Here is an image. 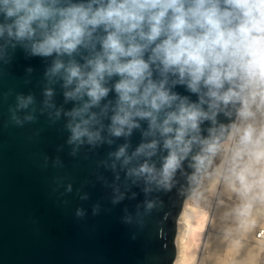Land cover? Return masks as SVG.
I'll use <instances>...</instances> for the list:
<instances>
[{"label": "water", "instance_id": "1", "mask_svg": "<svg viewBox=\"0 0 264 264\" xmlns=\"http://www.w3.org/2000/svg\"><path fill=\"white\" fill-rule=\"evenodd\" d=\"M88 2L60 0L63 5ZM103 34L98 29L95 35ZM93 54L81 47L72 59L84 64ZM57 59L67 65L70 58L32 55L29 42L0 38V264H174L178 218L212 153H202L204 145L194 143L167 189L137 176L132 170L145 162L160 167L167 155L165 138L140 118L130 132L125 127L120 136L112 133L116 75L106 77L108 95L90 110L97 114L92 128L100 138L69 143L72 118L66 113L89 98L66 97L75 83L65 84L63 69L50 71ZM168 87L197 101L186 85L170 80ZM29 97L22 107L20 99ZM239 109L238 103L229 105L214 121H202L199 140L217 146L226 140ZM152 141L157 150L151 157L148 150L136 154ZM121 147L125 155L117 158ZM198 154L207 157L199 172L193 159Z\"/></svg>", "mask_w": 264, "mask_h": 264}, {"label": "clouds", "instance_id": "2", "mask_svg": "<svg viewBox=\"0 0 264 264\" xmlns=\"http://www.w3.org/2000/svg\"><path fill=\"white\" fill-rule=\"evenodd\" d=\"M98 29H103L102 36L95 35ZM5 35L29 42L32 55L70 58L67 65L57 59L50 70L55 74L63 69L65 84L75 83L66 97L89 98L66 113L72 118L69 143L100 138V131L92 128L97 114L90 110L108 95L106 77L119 76L111 131L120 136L127 127L130 132L139 126L136 118L147 119L150 129L159 130L167 150L160 167L145 162L132 171L166 189L194 143L204 145L202 153L216 151L214 140H199L202 121H214L219 111L237 103L241 118L254 115L253 109L264 114V0H89L67 5L60 0H0V38ZM81 47L94 53L84 64L72 59ZM170 80L186 85L197 101L172 92ZM30 102L31 97L20 99L22 107ZM246 142H251L248 131L241 138ZM258 147L262 166L255 183L258 198L264 199V143ZM146 150L151 157L157 141L141 144L136 154ZM124 155L121 147L116 156ZM193 159L199 172L207 157L198 154ZM236 178L246 191L243 172ZM248 210L246 204L240 215Z\"/></svg>", "mask_w": 264, "mask_h": 264}, {"label": "bare ground", "instance_id": "3", "mask_svg": "<svg viewBox=\"0 0 264 264\" xmlns=\"http://www.w3.org/2000/svg\"><path fill=\"white\" fill-rule=\"evenodd\" d=\"M253 111L255 112V116L252 115L254 119H252L253 121L249 120V122L254 129L262 131L260 133H262L264 137V114L255 109H253ZM246 122L248 123V121ZM242 125L239 126L237 124L231 131L229 138L218 148V150L222 151V154L220 161H216L217 166L215 168V173L210 174L209 171H207L201 179L199 189L195 193H192L184 204L177 222V258L174 264H225L227 263L226 260L231 262V264L259 263V249H261V251L264 249V235L262 238H258V234L262 231L260 228L264 227V216L252 210L249 211L250 209L247 215L242 216L240 215V211L237 212V210L233 213L232 219L226 222L225 216L227 212L230 211V208L223 206L225 202L220 203V201L216 200L215 208L211 207L212 205L207 206L206 203L211 200L213 202L214 196L217 193L222 195L241 189L240 181L235 180L236 176H232L233 174H230L229 170H226V172L223 170L227 169L229 163H231L230 167H232L233 162H235L234 158L233 161L231 160V155L236 153L237 139L245 128ZM238 150L239 149H237V151ZM243 174L245 175V173ZM246 176H249V174ZM248 186L247 184V187ZM251 189L252 188H249V190ZM219 191L221 193H219ZM257 192L259 191L257 190ZM220 197L221 196L218 195V198ZM225 204L227 205V203ZM242 205L244 207V203ZM215 231L222 233L232 231L233 235H231L230 240L225 239L221 241L219 240L220 238L217 239L219 236L216 238ZM253 239L254 242H256L254 245Z\"/></svg>", "mask_w": 264, "mask_h": 264}, {"label": "rangeland", "instance_id": "4", "mask_svg": "<svg viewBox=\"0 0 264 264\" xmlns=\"http://www.w3.org/2000/svg\"><path fill=\"white\" fill-rule=\"evenodd\" d=\"M254 114H255V112H254ZM253 116H255V115H253ZM253 116H252V118H251V116L250 117H248V120H247V118H241V117H239V116H237V119H236V121H235V123H234V125H233V127H232V129H231V131L233 130V128L238 124L239 126H241L242 124V126H244L245 128H244V131L241 133V135H240V137H238V139H237V142H236V148L237 149H239L238 151H237V149H236V153H234L235 154V156H234V154L233 155H231V160L233 161L234 159V161L235 162H233V166L232 167H230V164L231 163H229V165H227V169H224L223 171L224 172H226V170L228 171L229 170V173L230 174H233L232 176H236L237 177V174H239V173H241V172H243V173H245V176L246 175H248L249 174V176H246L248 179H247V184L250 186H248L249 188H252L251 190H249V188L246 190L247 191V194H246V191H243V193H242V191L239 189V190H235V191H231V192H229V193H225L226 194V196H225V194H222V195H220V194H216L215 196H214V199H213V202H212V200L211 201H208V202H206L207 203V206L209 205V206H211V207H213V208H215L214 206H215V204H216V200L217 201H220V203H223V202H225V203H227V205L225 204V203H223V206L224 207H226V208H230L229 210V212H227V214H226V216H225V220H226V222H228V221H230V219H232V216H233V213L234 212H236L237 210V212H239V211H241V209L243 208V203H244V206L247 204V205H249V211H254L255 213H258V214H261V215H263L264 216V199H260V198H258V193L259 192H257V190L259 191V188H258V186L256 185V183H255V181L258 179V177L255 175V173L257 172V170L258 169H260L261 168V163L258 161V159H257V153H258V151H259V145L260 144H262V143H264V140H262L261 138L263 137L262 136V133H260V132H262V131H260L258 128V130H256V129H254L253 127H252V124H250V122H249V120L250 121H253L252 119H254L253 118ZM248 121V123L245 121ZM247 123V124H246ZM251 125V126H250ZM250 127V128H249ZM249 128V129H248ZM256 131H254L253 129ZM256 128V127H255ZM252 131H251V130ZM246 131H248V132H250L251 133V142H246V143H241V138L244 136V134H245V132ZM254 131V132H253ZM259 132V133H258ZM231 133V132H230ZM230 133H229V135H230ZM253 133V134H252ZM255 133H256V135H255ZM229 135H228V137H227V139L229 138ZM226 139V140H227ZM226 140H224L222 143H220L218 146H217V149H216V151L214 152V153H212L211 154V157H210V161H209V164H208V166H207V169L205 170V172L203 173V175L207 172V171H209V173L210 174H213V173H215V168H216V166H217V162H219L220 161V158H221V154H222V151H220V150H218V148L220 147V145H222ZM250 145V146H249ZM224 149V148H223ZM258 149V150H257ZM213 156H215V157H213ZM234 158V159H233ZM237 159V160H236ZM217 161V162H216ZM213 162V163H212ZM229 166V167H228ZM242 169V170H241ZM245 170V171H244ZM232 171V172H231ZM235 171V172H234ZM248 171V172H247ZM237 172V173H236ZM247 173V174H246ZM203 175L201 176V179H202V177H203ZM235 177V180H238L237 178ZM201 179H200V182H199V184H198V186H197V188L195 189V191L193 192V193H195L198 189H199V187H200V183H201ZM250 180V181H249ZM251 183V184H250ZM203 189H204V186H203ZM240 191V192H239ZM253 192V193H252ZM256 194H255V193ZM219 193H221L220 191H219ZM239 193V194H238ZM218 195L219 196H221L220 198H218ZM191 196V195H190ZM189 196V197H190ZM188 197V198H189ZM241 197V198H240ZM187 198V199H188ZM217 198V199H216ZM241 200H240V199ZM186 199V200H187ZM239 199V200H238ZM245 199V200H244ZM249 199V200H248ZM186 200H185V202H186ZM222 201V202H221ZM251 202V203H250ZM251 204V205H250ZM234 205V206H233ZM262 205V206H261ZM260 206V207H259ZM234 207V208H233ZM240 207V208H239ZM261 208V209H260ZM234 209V210H233ZM231 213V214H230ZM230 217V218H229ZM260 229H262V231H264V227H261ZM258 231V230H257ZM216 232V231H215ZM219 233V234H218ZM233 232L231 231V232H226V233H222V232H216L215 233V235H216V238L217 239H219V240H221V241H224L225 239L227 240H230L231 239V235H233L232 234ZM223 236H225V237H223ZM222 238V239H221ZM175 242H176V238H175ZM253 242H254V239H253ZM254 244H256V242H254L253 243V245ZM255 246H258V245H255ZM259 254H260V258H258L259 259V261L261 260V257H262V253H263V251H261V249H259ZM224 258H225V256H224ZM226 259V258H225ZM224 259V260H225ZM227 261V263H225V264H228V263H230L231 264V262H229L228 260H226ZM258 263V262H257ZM259 264V263H258Z\"/></svg>", "mask_w": 264, "mask_h": 264}, {"label": "built area", "instance_id": "5", "mask_svg": "<svg viewBox=\"0 0 264 264\" xmlns=\"http://www.w3.org/2000/svg\"><path fill=\"white\" fill-rule=\"evenodd\" d=\"M263 235H264V231H261V232L258 234V238H262ZM259 264H264V249H263L262 257H261V260L259 261Z\"/></svg>", "mask_w": 264, "mask_h": 264}]
</instances>
